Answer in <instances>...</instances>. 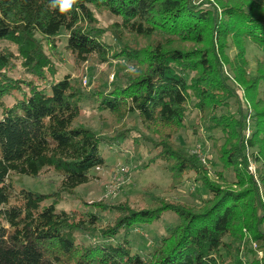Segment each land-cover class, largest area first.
I'll use <instances>...</instances> for the list:
<instances>
[{"label":"trees","instance_id":"obj_1","mask_svg":"<svg viewBox=\"0 0 264 264\" xmlns=\"http://www.w3.org/2000/svg\"><path fill=\"white\" fill-rule=\"evenodd\" d=\"M213 1L219 9L194 0H75L61 13L54 0H0V43L11 46L0 48V264H264V58L250 76L247 51L250 41L264 52V3ZM103 12L119 20L111 29L118 45L105 41L97 17ZM63 32L77 63L124 59L137 76L87 94L70 74L60 75ZM156 36L163 38L144 48L129 44ZM18 68L23 76L15 77ZM231 79L243 89V101ZM85 98L115 120L138 114L158 139L150 162L165 163L175 186L194 173L210 197L199 207L159 200L141 209L84 202L83 210H59L65 195L106 166L101 147L127 138L124 131L103 137L77 126ZM191 107L208 132L222 135L218 181L173 142ZM133 144L138 151V138ZM47 171L61 178L57 191H15L13 176L38 178ZM168 212L178 225L147 258L135 252L133 231Z\"/></svg>","mask_w":264,"mask_h":264},{"label":"rangeland","instance_id":"obj_2","mask_svg":"<svg viewBox=\"0 0 264 264\" xmlns=\"http://www.w3.org/2000/svg\"><path fill=\"white\" fill-rule=\"evenodd\" d=\"M194 2L196 4L204 3L206 8L211 7L210 3L218 7L213 0H194ZM97 17L99 27L107 31L105 41L111 45H118L111 29L119 20L108 12L97 13ZM67 38V34L63 32L58 49L60 57L56 58L60 75L70 74L81 87L87 90V94H91L100 85H106L108 89L112 90L115 86H123L127 80L137 76L136 67L124 59H109V62L104 64L97 59H92L87 63H77L66 49ZM162 38L160 36L150 40L136 38L129 44L133 47L144 48L149 43ZM228 44L230 46L228 56L233 59L236 50L232 42ZM3 47L11 46L2 42L0 48ZM247 51L248 74L252 76L255 74L257 61L264 58V52L258 45L250 41L247 42ZM14 76H23L20 68L15 70ZM230 85L243 101V89L233 79H231ZM262 98H264V89L262 90ZM14 102V98L6 99L9 106L13 105ZM81 105L83 110L77 126L87 128L103 137H111L124 131L127 132V138L114 143L112 146L101 147L102 155L107 162L106 166L92 171L93 181L91 183L78 188L72 196L65 195L58 207L59 210L67 212L83 210L84 202H101L111 206L123 204L130 208L141 209L157 203L159 200L199 207L203 198L210 197L205 188L196 182L194 173L187 174L182 184L175 186L176 184L174 185L172 182L171 174L166 169L165 163L161 161L150 162L158 152L154 149V142H158V139L144 127L138 114H130L125 120L120 121L115 120L109 112L100 114L93 99L85 98ZM237 108V105L232 106L233 111H236ZM224 112L226 110H221L219 114ZM1 115L0 111V118ZM221 137L220 133L208 132L207 125L200 119L198 112L191 107L185 128L174 136L173 142L185 151L197 156L200 163L208 170L210 178L218 181V176L214 171L223 170L218 160L219 147L222 144ZM135 138L141 142L138 151L135 150L133 144ZM250 164L251 171L257 174L252 161ZM225 175L229 181H233L234 175L231 171H227ZM12 178L15 182V191L24 188L38 194L55 192L61 183V178L53 171H47L38 178L27 176H13ZM178 223L179 218L172 212H168L153 225L138 227L131 235L134 251L147 258L157 249L161 237L168 235L170 229L177 226ZM80 239L83 240V236H80ZM247 243L253 248L250 241ZM248 247L243 244L241 249L244 251ZM245 260H251V256H246Z\"/></svg>","mask_w":264,"mask_h":264},{"label":"clouds","instance_id":"obj_3","mask_svg":"<svg viewBox=\"0 0 264 264\" xmlns=\"http://www.w3.org/2000/svg\"><path fill=\"white\" fill-rule=\"evenodd\" d=\"M74 3L75 0H54L52 7L59 5L61 13H64L69 11Z\"/></svg>","mask_w":264,"mask_h":264},{"label":"built area","instance_id":"obj_4","mask_svg":"<svg viewBox=\"0 0 264 264\" xmlns=\"http://www.w3.org/2000/svg\"><path fill=\"white\" fill-rule=\"evenodd\" d=\"M85 82H86V80H85ZM249 123H250V122L248 121V125H249ZM245 134H246L247 137L250 136V130H249V127H248V129L246 130ZM251 244H252V247H253L254 249L257 248V245H256L255 243H251ZM259 255H260L261 257H263V253H262V252H259Z\"/></svg>","mask_w":264,"mask_h":264}]
</instances>
